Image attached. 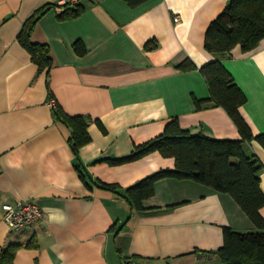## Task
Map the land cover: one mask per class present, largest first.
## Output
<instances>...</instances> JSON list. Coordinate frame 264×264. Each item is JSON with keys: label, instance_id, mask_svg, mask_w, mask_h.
Returning <instances> with one entry per match:
<instances>
[{"label": "crops", "instance_id": "1", "mask_svg": "<svg viewBox=\"0 0 264 264\" xmlns=\"http://www.w3.org/2000/svg\"><path fill=\"white\" fill-rule=\"evenodd\" d=\"M65 1L0 0V253L21 244L14 264H222L207 252L223 246L224 227L255 230L229 193L166 177L136 209L126 189L174 169L175 158L155 151L122 164L104 159L129 155L174 117L192 133L242 137L223 107L199 103L210 96L200 68L217 58L205 47L206 31L229 0H80L74 16L62 14ZM40 7L31 39L49 46L50 70L18 40ZM188 59L196 67L181 69ZM223 61L247 96L242 114L263 133L264 39L252 51L236 46ZM57 105L89 122L91 140L77 152ZM244 149L264 165L262 144ZM260 176L264 191V168ZM22 200L35 201L44 218L14 231L2 207Z\"/></svg>", "mask_w": 264, "mask_h": 264}, {"label": "trees", "instance_id": "2", "mask_svg": "<svg viewBox=\"0 0 264 264\" xmlns=\"http://www.w3.org/2000/svg\"><path fill=\"white\" fill-rule=\"evenodd\" d=\"M80 1V0H79ZM130 6H138L148 0H125ZM80 2L67 0L62 14L78 15ZM46 11L40 7L27 19L18 35L20 43L30 52L32 60L41 70L52 68L51 50L47 44L36 43L31 39L40 16ZM264 39V0H229L223 11L210 23L206 31L205 47L217 56L203 65L200 70L205 76L209 98L201 102L213 101L223 107L236 123L241 138H214L204 133H192L182 127L179 119H171L164 132L138 144L132 153L120 158H107L111 164L132 162L158 151L165 157H174V169H161L128 187L126 198L136 209H143L145 199L155 194L156 182L166 177L191 179L212 189L229 193L254 223L256 230L237 231L224 227V244L210 255L218 256L222 264H264V191L261 187L260 173L264 165L256 155L248 154L244 145L254 140L264 146V132L256 134L241 112L247 96L226 67L223 57L240 45L245 52L256 49ZM77 49L85 52L82 43L77 41ZM196 66L188 59L180 68L194 69ZM56 117L71 130L70 142L74 151L91 140L88 120L81 115H70L58 105ZM80 176L89 185L85 171ZM90 186V185H89ZM104 188L116 190V185L103 183ZM21 244H12L0 253V264H14ZM29 245H33L30 243Z\"/></svg>", "mask_w": 264, "mask_h": 264}, {"label": "built area", "instance_id": "3", "mask_svg": "<svg viewBox=\"0 0 264 264\" xmlns=\"http://www.w3.org/2000/svg\"><path fill=\"white\" fill-rule=\"evenodd\" d=\"M71 2H79V0H70ZM66 3L62 2V4ZM176 24L182 21L179 15L174 16ZM50 104H56L55 99L50 100ZM4 219L10 224L14 231H20L27 225L40 221L44 218L43 209L35 201H18L16 203H5L2 207ZM126 264H133L127 262Z\"/></svg>", "mask_w": 264, "mask_h": 264}, {"label": "water", "instance_id": "4", "mask_svg": "<svg viewBox=\"0 0 264 264\" xmlns=\"http://www.w3.org/2000/svg\"><path fill=\"white\" fill-rule=\"evenodd\" d=\"M202 256H203V254H202V253H199V254H198V257H202Z\"/></svg>", "mask_w": 264, "mask_h": 264}, {"label": "rangeland", "instance_id": "5", "mask_svg": "<svg viewBox=\"0 0 264 264\" xmlns=\"http://www.w3.org/2000/svg\"><path fill=\"white\" fill-rule=\"evenodd\" d=\"M220 13H221V12H220ZM220 13H219V14H220ZM219 14H218V15H219ZM254 229L256 230V228H255V227H254Z\"/></svg>", "mask_w": 264, "mask_h": 264}, {"label": "bare ground", "instance_id": "6", "mask_svg": "<svg viewBox=\"0 0 264 264\" xmlns=\"http://www.w3.org/2000/svg\"><path fill=\"white\" fill-rule=\"evenodd\" d=\"M4 217V216H3Z\"/></svg>", "mask_w": 264, "mask_h": 264}]
</instances>
